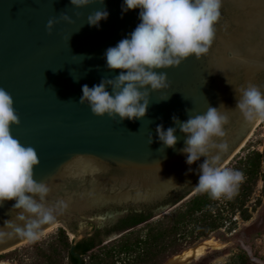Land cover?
I'll return each instance as SVG.
<instances>
[{
  "label": "water",
  "instance_id": "obj_1",
  "mask_svg": "<svg viewBox=\"0 0 264 264\" xmlns=\"http://www.w3.org/2000/svg\"><path fill=\"white\" fill-rule=\"evenodd\" d=\"M123 5L124 0H97L83 8L70 0H0V88L11 95L20 120L11 125V134L36 150L40 163L34 179L48 185L46 203L56 208L55 222L42 226L41 233L61 224L73 236L70 253L77 264L82 261L73 251L76 244L122 217L116 207L158 206L150 221L197 193L205 158L186 163L180 152L186 135L178 128L174 148L158 151L157 125L167 130L176 127L173 116L184 122L186 110L203 114L223 104L225 135L213 139L217 147L209 155H218L225 167L260 122L247 121L235 109V89L254 84L264 92V0H222L208 53L157 70L167 74L170 88L151 94L145 117L120 122L118 116H96L87 103H78L83 85L91 88L121 71L107 68L105 52L129 38L141 22L140 9L125 12ZM96 10L109 13L98 27L87 23ZM63 13L71 23L62 19ZM50 19L57 21L51 34L46 29ZM106 90L111 93V86ZM171 197L178 200L165 204ZM14 203L0 206V231L6 233L0 237V254L28 241L4 224L21 223ZM123 233L103 237L101 246Z\"/></svg>",
  "mask_w": 264,
  "mask_h": 264
},
{
  "label": "clouds",
  "instance_id": "obj_2",
  "mask_svg": "<svg viewBox=\"0 0 264 264\" xmlns=\"http://www.w3.org/2000/svg\"><path fill=\"white\" fill-rule=\"evenodd\" d=\"M96 2L70 0L75 8ZM99 2L103 3V0ZM221 6L222 0H124L122 11L140 9L141 22L129 38L122 39L105 52L107 68L121 71L117 76L102 78L91 88L83 85L78 103H87L96 116L107 114L113 119L118 116L120 122L145 117L151 94L170 88L167 74L157 70L178 67L193 56L196 60L205 57L215 36L214 26L220 18ZM108 15L107 10H96L87 17V23L98 27ZM62 19L72 22L66 13L62 14ZM55 23L57 21L53 19L48 21L49 34ZM108 86H111V93L106 90ZM235 92L239 94L235 109L247 121L264 120V92L260 87L248 84ZM13 105L11 95L0 88V206L5 201L15 200L12 209L19 210L15 218L21 223L7 220L4 224L11 226L15 234L35 241L41 235L42 226L55 222L56 208L46 203L50 191L48 185L34 179V167L40 163L36 150L22 145L11 134V125L20 123ZM222 107L223 104L220 109ZM220 109L209 106L205 113L195 115L190 114L192 110H186L189 113L186 121L172 117L176 127L167 130L163 125L156 127L162 144L158 151L174 148L178 128L186 135L185 147L180 149L187 157L186 163L192 165L201 157L205 158L199 165L196 191L214 199L230 198L244 178L242 172L221 166L218 155H209L210 149L217 147L213 139L225 135L223 126L227 117ZM5 234L0 231V237Z\"/></svg>",
  "mask_w": 264,
  "mask_h": 264
},
{
  "label": "trees",
  "instance_id": "obj_3",
  "mask_svg": "<svg viewBox=\"0 0 264 264\" xmlns=\"http://www.w3.org/2000/svg\"><path fill=\"white\" fill-rule=\"evenodd\" d=\"M229 165L230 169L242 172L244 177L230 198L214 199L207 193L197 192L161 220L147 225L143 236L130 231L103 246L94 238L83 239L74 247V253L80 256L82 264H164L169 258L209 239L214 233L222 230L227 234L234 232L237 218L242 221L251 218L254 207L249 203L258 181L262 182L264 197V146L262 151L244 147ZM177 200V197H171L165 204ZM152 215L142 212L135 217L128 216L127 219L132 221L125 228L147 224ZM122 221L125 222V219ZM72 242L73 239L69 240L66 232L59 229L51 240L35 242L23 253L16 250L8 252L1 259L17 264H77L79 259L70 253ZM84 256H88V263ZM227 264L251 263L247 253L242 251L231 256Z\"/></svg>",
  "mask_w": 264,
  "mask_h": 264
},
{
  "label": "rangeland",
  "instance_id": "obj_4",
  "mask_svg": "<svg viewBox=\"0 0 264 264\" xmlns=\"http://www.w3.org/2000/svg\"><path fill=\"white\" fill-rule=\"evenodd\" d=\"M263 146H264V120H261L260 124L252 132V135L247 141L245 147H249L250 150L262 151ZM239 154H241V152ZM229 164L225 167L230 168ZM261 188H262V182L258 181L254 194L249 203L250 206L254 207V210L251 213V218L248 221H242L241 219L237 218V226L234 232L227 234L223 232V230L219 231L218 233L212 234L209 239L201 241L195 246L184 250L187 251L189 249H193L206 242H210L211 244H213L211 248L205 250L203 255H201L196 259L191 260L188 264H227L231 256L236 255L242 251L247 253V255L250 258L251 264H264V197L261 193ZM169 213L170 211H167L166 213H163L162 215L148 221L147 224L144 223L137 226L133 231H131V233L132 234L139 233L141 236H143L147 230V225L153 224L156 221L161 220L164 216L168 215ZM60 226L61 225L57 224L49 231L43 232L40 235L39 239L35 241L28 240L18 245L17 247L11 249L10 251L1 253L0 263L17 264L15 261L1 259V258L2 256H4V254H7L8 252H12L14 250L23 253L25 252V250L30 249V246L35 242L44 243L51 240L56 236L57 231L59 229H63V227ZM63 230L66 232V235L68 236L69 240H72L73 236L69 234L67 230L65 229ZM184 251H182L180 254H177L169 258L164 264H166L168 261H172L174 258L181 255ZM120 258H124V257L121 256ZM25 260L27 261L28 259ZM84 260L85 262L88 263L89 261L88 256H84ZM26 261H24V263ZM121 264L124 263L121 262Z\"/></svg>",
  "mask_w": 264,
  "mask_h": 264
},
{
  "label": "flooded vegetation",
  "instance_id": "obj_5",
  "mask_svg": "<svg viewBox=\"0 0 264 264\" xmlns=\"http://www.w3.org/2000/svg\"><path fill=\"white\" fill-rule=\"evenodd\" d=\"M157 208H158V206H147V207H141V208H136L135 206L116 207L115 209L117 210V212L123 213V216L118 218V220L114 224H112L110 227H106L103 229L98 227L96 229L94 235L90 238H94L96 241L101 242L103 237H106V236L113 234V233H118V232H122V231H124V233L122 235L129 233L130 231H133L135 229V226L130 228V229L125 228V226H127V224L132 221L131 219H129V220L127 219L128 216L135 217V214H139L142 212L144 215H147L148 213L153 214ZM124 219H125V222L122 221ZM89 225H91V224H89ZM93 228H94L93 225H91V230H93ZM122 235H120V236H122ZM120 236H118V237H120ZM118 237H116V238H118ZM86 239H88V238H86ZM110 241H112V240H110Z\"/></svg>",
  "mask_w": 264,
  "mask_h": 264
},
{
  "label": "bare ground",
  "instance_id": "obj_6",
  "mask_svg": "<svg viewBox=\"0 0 264 264\" xmlns=\"http://www.w3.org/2000/svg\"><path fill=\"white\" fill-rule=\"evenodd\" d=\"M260 122H261V120H260ZM260 122L258 123V125L260 124ZM245 144H244V146H245ZM56 225L57 224L51 226L50 228L46 229L43 232L49 231L51 228H53ZM59 225H61V224H59ZM60 227H63V226L61 225ZM212 246H213V244H211L210 242H206V243H203V244H201V245H199V246H197V247H195L193 249H189L187 251H184L181 255H179L176 258H174L172 260V263L173 264H188L191 260L196 259V258L200 257L201 255H203V253L205 252V250L208 249V248H211ZM0 264H7V263H0Z\"/></svg>",
  "mask_w": 264,
  "mask_h": 264
}]
</instances>
